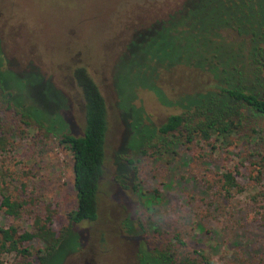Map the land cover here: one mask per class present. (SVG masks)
<instances>
[{
    "label": "rangeland",
    "instance_id": "rangeland-1",
    "mask_svg": "<svg viewBox=\"0 0 264 264\" xmlns=\"http://www.w3.org/2000/svg\"><path fill=\"white\" fill-rule=\"evenodd\" d=\"M185 2L0 0V47L7 67L23 73L27 80H33L37 71L63 92L68 103L60 113L71 133L81 135L78 128L84 124L83 95L74 69L86 68L107 106L99 216L93 222L72 225L44 264H139L140 250L146 245L187 264H264V118L252 119L259 128L256 140H233L225 146L214 139L211 144L189 146L176 141L169 149L149 150L145 155L127 149L132 114L119 105L113 78L119 74L117 63L138 31L176 14ZM208 11L201 10L200 18ZM200 18L190 19L188 30L200 34V23H207ZM222 37L232 40L233 32L222 33ZM200 41L203 54L213 53L211 42ZM162 65L154 79L156 86L166 87L170 95L196 88L191 78L187 83L173 81L172 70L163 73L167 67ZM230 65L242 71L244 82L236 75L235 85L252 86L248 79L254 77L250 69L256 65L243 56ZM152 67L153 77L157 69ZM141 84L135 96L124 102L140 110L146 124L158 127L178 112L176 107L161 104L156 91L146 87L149 83ZM259 91L263 93L264 87ZM30 94L45 101L54 114L64 102L44 81L30 89ZM0 109L10 142L0 149V170L10 176L7 182L13 193L21 192L27 202L26 212L17 218L7 216L0 207V228L16 224L22 230L30 229L35 214L44 217L50 212V225L59 232L68 225L67 213L76 204L72 155L53 136L41 137L28 127L14 128L7 111ZM252 127L246 123L243 132L251 135ZM127 157L137 167L127 165L129 178L117 180L118 167L126 164ZM224 167L236 170L237 180L246 188L228 200L218 192L217 177ZM20 183L25 185L22 191L15 189ZM24 246L39 248L43 243L32 239ZM0 260L15 264L20 258L12 252L0 254Z\"/></svg>",
    "mask_w": 264,
    "mask_h": 264
},
{
    "label": "trees",
    "instance_id": "trees-1",
    "mask_svg": "<svg viewBox=\"0 0 264 264\" xmlns=\"http://www.w3.org/2000/svg\"><path fill=\"white\" fill-rule=\"evenodd\" d=\"M205 8L209 11L200 18L199 12ZM192 18L207 22L200 23V34L194 29L188 30ZM227 31L233 32L232 40L222 37V33ZM134 37L117 63L119 74L113 76L119 105L132 114L127 149L140 150L145 155L149 150L158 152L169 149L170 144L176 141L189 146L195 142L211 144L214 139L219 146H225L233 140L240 142L260 138L259 128L256 129L257 125L252 119L264 118V91H259L264 87V76L261 75L264 71V0H186L176 14L138 31ZM201 38L213 44V53L203 54ZM245 49L247 53L243 54ZM241 56L249 60L251 65L257 66L250 69L254 77L248 79L252 86L246 88L244 84L240 86L233 83L236 75H239L237 78L241 83L244 79L241 77L242 71L238 67L232 69L230 65ZM161 63L163 68L167 67L163 73L172 70L173 81L187 83L189 81L186 80L191 78L196 88L170 95L166 87L159 84L156 86L154 79ZM152 65L157 69L153 77ZM73 77L82 90L84 101V124L78 128L83 132L78 136L69 131L67 121L60 113L68 103L63 92L37 71L33 80H27L23 73L7 67L0 47V106L7 111L14 128L28 127L41 137L53 136L58 144L70 151L76 193L75 208L67 213L68 225L63 226L59 232L50 225V212L44 217L35 214L30 229L22 230L16 224L0 228V254L14 252L20 258L15 264H44L66 233L72 230V225L83 221L93 222L99 216L108 130L107 106L85 67L74 69ZM43 81L64 99L55 114L48 110L45 101L39 102L30 94V89L37 88L39 82ZM141 82L149 83L146 87L156 91L155 95L158 94L157 99L161 104L177 108L178 112L170 114L158 127L146 124L142 112L124 102L126 98L128 100L135 96L136 90L142 86ZM246 123L253 126L251 135L243 132ZM8 133L9 127L0 115L1 150L10 144ZM171 138L174 140L170 141ZM125 163L118 167L119 174L115 175L117 180L129 178L127 165H132V168L137 165L128 157ZM0 174L3 175L0 207L7 216L17 218L26 212L27 202L21 192L14 194V190L10 189V183L7 182L10 176H5L1 170ZM236 174V170L230 167H224L219 172L217 183L221 198L228 200L246 190L237 180ZM24 187L20 183L15 189L22 191ZM32 239L40 240L43 246H24L25 241ZM0 264L7 263L0 260ZM139 264L187 262L177 260L172 254L159 249L149 250L146 245L140 250Z\"/></svg>",
    "mask_w": 264,
    "mask_h": 264
}]
</instances>
